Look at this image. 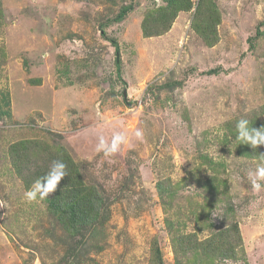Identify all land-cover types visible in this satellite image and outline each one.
<instances>
[{"label": "rangeland", "instance_id": "obj_1", "mask_svg": "<svg viewBox=\"0 0 264 264\" xmlns=\"http://www.w3.org/2000/svg\"><path fill=\"white\" fill-rule=\"evenodd\" d=\"M213 1L220 24L208 47L193 11L144 37L161 0H0V90L12 113L0 118V264H264V187L251 183L264 146L250 152L235 128L241 118L264 127V0ZM114 133L125 137L119 150L98 153ZM13 144L29 154L23 179L41 169L46 181L24 184ZM60 148L102 200L100 224L73 239L49 211L55 190L25 198L69 176L44 154ZM215 176L218 190L203 185ZM163 179L180 186L160 199ZM166 195L176 200L164 212ZM234 225L224 250L234 259L207 252Z\"/></svg>", "mask_w": 264, "mask_h": 264}, {"label": "trees", "instance_id": "obj_2", "mask_svg": "<svg viewBox=\"0 0 264 264\" xmlns=\"http://www.w3.org/2000/svg\"><path fill=\"white\" fill-rule=\"evenodd\" d=\"M161 1L165 4L164 7L158 8L157 13L155 14H152L154 12H151L142 21L141 27L144 37L151 38L164 35L170 31L171 26L179 13L193 11L191 29L196 32L203 43H205V45L208 47H213L218 42L217 26L220 24V13L213 0H198L197 2H193L192 0ZM124 14L125 11L121 10L115 20L120 19ZM151 14L155 16V18L151 19L153 17ZM111 43L114 45L115 51L118 52L116 43ZM117 70L120 71V69ZM117 74L119 75L120 72ZM263 92L262 95L264 96ZM11 117L12 113L10 93L6 87L5 89L3 88V90H0V118H7L10 120ZM18 145L19 144H13L11 146L12 150L10 155L12 159L15 158V161L12 162L13 167L18 175L22 177L24 184L29 186L33 182H37L42 179L46 181L47 176H45L44 171L41 169L35 175H33V178L30 180L23 179V177H26V173L32 172V169L28 165L29 154L26 155L16 151V147ZM261 147L262 146H258L256 149L250 147L249 149L250 152L259 153L261 151ZM241 148L244 149L245 147L240 146L239 151ZM13 151L17 153L16 156L13 155ZM44 154L46 155L47 159H53V162L56 164H58V162L63 163L66 166L64 169H67L66 171L69 173V176H66L63 179L62 185L58 188H54L55 191L53 198L49 203V211L51 216L62 224L61 226L68 233V235L72 237V239L76 235H79L80 232L87 227H91L93 232L96 229V226L100 224L102 219V210L100 208L102 200L96 188L85 186L78 174V170L63 148H60L58 152L54 153L45 151ZM247 155H249V150ZM44 163H46V161ZM219 182L222 184V187L226 185V183L223 181ZM179 183L180 182H178L177 185H172L169 179H163L162 181H159L156 184V192H158V194L160 193V199H162L161 195L169 194L173 190L179 188ZM203 185L207 188H210V185H213L215 190H218L217 188L220 186L216 176L209 178V180L205 181ZM165 198L166 201L163 203L162 207L163 211L167 212L176 199L171 195H166ZM178 208L179 207H175L173 212H177ZM167 220H169V218L165 221L167 222ZM173 225L174 224L167 223V227L170 229L173 228ZM234 232L235 235H237V228L235 225L225 230L215 231L214 235H212V237L206 242L207 252H212L215 255H219L221 257L234 259V257H227L224 254V250L233 251L234 249L233 243L228 242L229 239L232 238V234ZM226 245H230L231 249L224 248ZM154 253L160 255L159 249L157 247L155 248ZM212 257L217 256H210L209 260ZM152 264H162L159 256L158 261H152Z\"/></svg>", "mask_w": 264, "mask_h": 264}, {"label": "clouds", "instance_id": "obj_3", "mask_svg": "<svg viewBox=\"0 0 264 264\" xmlns=\"http://www.w3.org/2000/svg\"><path fill=\"white\" fill-rule=\"evenodd\" d=\"M237 131V139L243 142L244 144L250 146L251 148L256 149L258 146H264V127L260 129H255L249 127V121L247 119L241 118L236 122L235 125ZM134 135L137 139H143L144 132L142 129L137 128L134 132ZM125 141V137L120 133H114L111 137L110 142L106 140L103 136L99 138V141L96 145V151L103 152L105 156H111L115 154L120 145ZM259 163L254 173H252V188L254 191L259 192L264 185L260 183L261 180H264V153L257 155ZM57 167L61 170L66 166L63 163L57 164ZM63 171L56 177L55 180L47 184V187L41 191L39 184L34 185L33 188L25 192V198L31 202L37 199L39 194L40 199H43L48 192L54 190L55 185L59 183V180L63 178Z\"/></svg>", "mask_w": 264, "mask_h": 264}]
</instances>
